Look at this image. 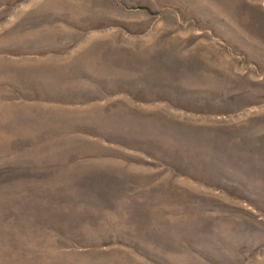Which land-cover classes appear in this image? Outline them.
Wrapping results in <instances>:
<instances>
[{"label":"rangeland","instance_id":"obj_1","mask_svg":"<svg viewBox=\"0 0 264 264\" xmlns=\"http://www.w3.org/2000/svg\"><path fill=\"white\" fill-rule=\"evenodd\" d=\"M0 264H264V0H0Z\"/></svg>","mask_w":264,"mask_h":264}]
</instances>
